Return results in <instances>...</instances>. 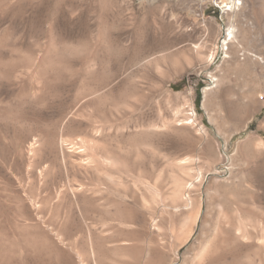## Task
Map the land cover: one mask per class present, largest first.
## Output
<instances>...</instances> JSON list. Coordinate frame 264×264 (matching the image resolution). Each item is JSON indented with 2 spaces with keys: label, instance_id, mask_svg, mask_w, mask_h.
<instances>
[{
  "label": "rangeland",
  "instance_id": "1",
  "mask_svg": "<svg viewBox=\"0 0 264 264\" xmlns=\"http://www.w3.org/2000/svg\"><path fill=\"white\" fill-rule=\"evenodd\" d=\"M233 1L0 0V264H188L218 230L264 264V0Z\"/></svg>",
  "mask_w": 264,
  "mask_h": 264
},
{
  "label": "bare ground",
  "instance_id": "2",
  "mask_svg": "<svg viewBox=\"0 0 264 264\" xmlns=\"http://www.w3.org/2000/svg\"><path fill=\"white\" fill-rule=\"evenodd\" d=\"M240 5H242V2H240V0H234L233 1V7L232 9L237 12L241 10ZM236 20V19H235ZM233 20L231 23V27L229 28L228 31V35L227 37L224 39L223 41V46H228L230 44H235L236 43V28H235V23ZM238 35V34H237ZM232 46V45H231ZM217 49V48H216ZM229 49V46L227 47V50ZM48 57V56H47ZM48 61V60H47ZM207 92V91H206ZM193 114V117H195L196 115ZM191 124L195 123V120L190 122ZM198 124V123H197ZM207 134V133H206ZM82 154V153H81ZM221 160V159H220ZM177 184V183H176ZM203 185V184H202ZM180 187V186H179ZM178 187V188H179ZM186 188V186H185ZM185 188H180V190L185 189ZM179 190V192L181 193V191ZM172 191V190H171ZM178 191V190H177ZM176 192V191H175ZM183 192V191H182ZM187 193V192H186ZM164 194V193H163ZM176 201H179V197L176 198ZM195 201V200H194ZM196 207V206H195ZM189 208V207H188ZM196 212V211H195ZM194 212V214H195ZM150 214V213H149ZM151 216V215H150ZM132 217V216H131ZM134 219V218H132ZM193 221H192V225L188 226L189 230H187L188 232H183L181 235V237H185L187 241H189L188 239H190L192 236L195 235L197 228L199 226V221H200V210H198L196 212V214L192 217ZM228 219V218H227ZM190 220V219H189ZM262 221V220H261ZM151 219H148L147 224H150ZM191 223V222H190ZM187 224V223H186ZM203 224V223H202ZM241 225V224H240ZM218 226V225H217ZM248 227V226H247ZM216 228V227H215ZM218 229V228H217ZM222 229V228H221ZM224 231V229H222ZM240 232L236 233V235H234V242L231 241L234 244H237L236 246H238L243 240L245 241L246 239H248V236L246 233L242 232L241 229L239 230ZM42 232V231H40ZM225 232V231H224ZM222 233H220V231L218 230L215 235L212 237V239L210 238L209 241H207L208 243H202L201 245L196 244L195 246L197 247V245L199 246L197 248V250L195 251L192 259L190 260L191 262L188 264H229L228 263V258L229 256H233L234 259L236 260L237 255L239 254L240 250L238 248H229V245H227L226 241L222 238ZM235 234V233H234ZM202 236V235H201ZM178 237V236H177ZM232 238V237H231ZM230 238V240H231ZM201 239V238H199ZM185 240V239H184ZM198 241V240H197ZM205 241V240H204ZM179 242V241H178ZM200 242V241H199ZM93 243V242H91ZM96 243V242H95ZM187 243V242H186ZM201 243V242H200ZM199 243V244H200ZM177 244V243H176ZM182 244V243H181ZM96 245V244H95ZM232 245V244H231ZM42 246V245H41ZM135 246V245H134ZM194 246V247H195ZM130 247V246H128ZM195 247V248H196ZM93 248V247H92ZM123 248V247H122ZM131 248V247H130ZM181 248V247H180ZM118 249V248H117ZM133 250V249H132ZM145 250V249H144ZM149 250V249H148ZM162 250V249H161ZM130 251V250H129ZM135 251V249H134ZM140 251V250H139ZM138 251V252H139ZM47 252V251H46ZM93 252V251H92ZM95 252V251H94ZM93 252V253H94ZM132 252V251H131ZM136 252V251H135ZM143 252V251H142ZM145 252V251H144ZM143 252V253H144ZM150 252V251H149ZM161 252V251H160ZM74 253V252H73ZM123 253V252H122ZM96 254V253H95ZM131 254V253H130ZM69 255V254H68ZM101 255V254H100ZM99 255V256H100ZM104 255V254H103ZM118 255V254H117ZM125 255V253H124ZM143 255V254H142ZM145 255V253H144ZM151 255V254H150ZM262 255V254H261ZM42 256V255H41ZM73 256V255H72ZM128 256V255H127ZM69 257V256H68ZM134 257V256H133ZM139 257V256H138ZM93 258V257H92ZM148 258L153 259L151 257L148 256ZM232 258V257H231ZM74 259V258H73ZM96 259V258H95ZM94 259V260H95ZM145 258L142 256L140 258H138L137 263H144V264H149V262L146 263V261L144 260ZM149 259V260H150ZM75 260V259H74ZM98 260V259H97ZM90 261V260H89ZM99 261V260H98ZM102 261V260H101ZM144 261V262H143ZM234 261V260H233ZM123 262V261H121ZM261 262V261H260ZM68 263V262H66ZM91 263V262H90ZM233 263V262H232ZM94 264V263H93ZM99 264H101L99 262ZM105 264V263H104ZM152 264V263H150ZM187 264V263H184Z\"/></svg>",
  "mask_w": 264,
  "mask_h": 264
}]
</instances>
